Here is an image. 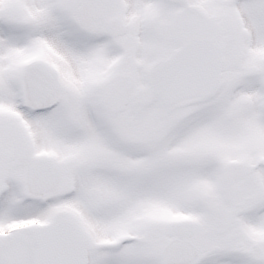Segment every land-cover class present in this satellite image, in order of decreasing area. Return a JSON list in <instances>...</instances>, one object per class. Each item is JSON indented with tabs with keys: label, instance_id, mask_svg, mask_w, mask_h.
<instances>
[{
	"label": "snow or ice",
	"instance_id": "1",
	"mask_svg": "<svg viewBox=\"0 0 264 264\" xmlns=\"http://www.w3.org/2000/svg\"><path fill=\"white\" fill-rule=\"evenodd\" d=\"M0 264H264V0H0Z\"/></svg>",
	"mask_w": 264,
	"mask_h": 264
}]
</instances>
